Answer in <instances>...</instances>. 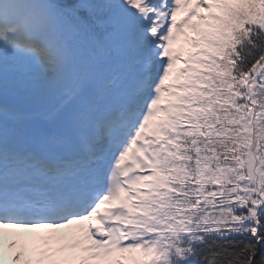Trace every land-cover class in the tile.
<instances>
[{"label":"snow or ice","instance_id":"snow-or-ice-1","mask_svg":"<svg viewBox=\"0 0 264 264\" xmlns=\"http://www.w3.org/2000/svg\"><path fill=\"white\" fill-rule=\"evenodd\" d=\"M73 225L75 264H264V0H0V254Z\"/></svg>","mask_w":264,"mask_h":264},{"label":"rangeland","instance_id":"rangeland-1","mask_svg":"<svg viewBox=\"0 0 264 264\" xmlns=\"http://www.w3.org/2000/svg\"><path fill=\"white\" fill-rule=\"evenodd\" d=\"M20 250H19V255L21 257L19 261L15 260V256L18 255V253H16L17 251L16 247L12 248L11 251H7V252L3 251L2 255H0V264H2L3 261H7V263L13 262L15 264H17V262L20 264H37L36 258L32 260L31 257H28L29 255L27 254V252H25L21 247ZM124 255H135V254H124ZM61 260L63 261L64 259ZM125 264H128V262H125Z\"/></svg>","mask_w":264,"mask_h":264},{"label":"bare ground","instance_id":"bare-ground-1","mask_svg":"<svg viewBox=\"0 0 264 264\" xmlns=\"http://www.w3.org/2000/svg\"><path fill=\"white\" fill-rule=\"evenodd\" d=\"M3 231H4V233L6 234L5 229H4ZM4 240H8V238L6 237V235H4ZM20 257H21V256H20Z\"/></svg>","mask_w":264,"mask_h":264}]
</instances>
